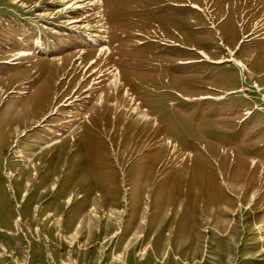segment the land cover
I'll return each instance as SVG.
<instances>
[{"label":"rangeland","instance_id":"1","mask_svg":"<svg viewBox=\"0 0 264 264\" xmlns=\"http://www.w3.org/2000/svg\"><path fill=\"white\" fill-rule=\"evenodd\" d=\"M0 264H264V0H0Z\"/></svg>","mask_w":264,"mask_h":264},{"label":"bare ground","instance_id":"2","mask_svg":"<svg viewBox=\"0 0 264 264\" xmlns=\"http://www.w3.org/2000/svg\"><path fill=\"white\" fill-rule=\"evenodd\" d=\"M114 80H115V78H114ZM114 80H113V81H114Z\"/></svg>","mask_w":264,"mask_h":264}]
</instances>
